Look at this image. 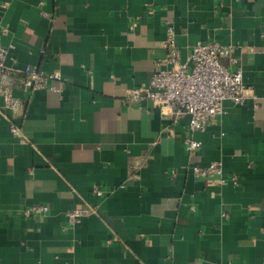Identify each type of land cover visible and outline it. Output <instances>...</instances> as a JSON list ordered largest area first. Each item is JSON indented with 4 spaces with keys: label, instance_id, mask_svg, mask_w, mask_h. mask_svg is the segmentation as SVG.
<instances>
[{
    "label": "crops",
    "instance_id": "obj_1",
    "mask_svg": "<svg viewBox=\"0 0 264 264\" xmlns=\"http://www.w3.org/2000/svg\"><path fill=\"white\" fill-rule=\"evenodd\" d=\"M6 65L58 72L48 89L0 97V264H264V0H0ZM232 46L243 104L203 132L131 101L166 56ZM11 121L25 137L10 131ZM187 138L201 142L193 153ZM219 161L220 185L192 167ZM103 195L96 196L92 188ZM46 205L43 216L21 210ZM95 209L71 226L66 213Z\"/></svg>",
    "mask_w": 264,
    "mask_h": 264
},
{
    "label": "built area",
    "instance_id": "obj_2",
    "mask_svg": "<svg viewBox=\"0 0 264 264\" xmlns=\"http://www.w3.org/2000/svg\"><path fill=\"white\" fill-rule=\"evenodd\" d=\"M0 7L4 5L0 4ZM6 32L4 27H0V97L4 110L12 117L22 109V102L15 94L16 90L48 89L61 76L58 72L45 73L35 65H27L22 69L6 65L9 48L1 44V36ZM167 32L164 42L166 56L155 63L154 71L146 84L127 91V98L134 102L144 98L158 108L167 107L175 122L186 117L191 133L203 132L212 120L223 113L225 101L243 104L246 99L241 70H229L219 60L223 54L230 57L234 48L217 42H197L191 47L187 58L181 60L172 27H167ZM230 61L236 63L232 57ZM10 131L19 141L25 140L18 126L12 121ZM200 146L201 142L193 138L185 141L186 150L190 154ZM191 171L200 180H215L220 185L239 183L235 176L223 177L222 164L219 161L205 167H192ZM92 191L98 197L103 195V191L97 186H93ZM47 212L46 205H33L21 210L22 216L26 218L40 217ZM92 213H95V209L90 207L76 208L66 213L67 222L73 226Z\"/></svg>",
    "mask_w": 264,
    "mask_h": 264
}]
</instances>
